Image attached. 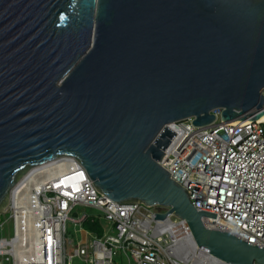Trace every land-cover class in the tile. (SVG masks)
<instances>
[{"label":"water","instance_id":"1","mask_svg":"<svg viewBox=\"0 0 264 264\" xmlns=\"http://www.w3.org/2000/svg\"><path fill=\"white\" fill-rule=\"evenodd\" d=\"M263 91L264 0H0V215L29 169L73 157L109 200L168 208L154 219L185 221L201 252L264 264L158 164L169 125L257 121Z\"/></svg>","mask_w":264,"mask_h":264},{"label":"built area","instance_id":"2","mask_svg":"<svg viewBox=\"0 0 264 264\" xmlns=\"http://www.w3.org/2000/svg\"><path fill=\"white\" fill-rule=\"evenodd\" d=\"M212 114L215 121L206 128L193 126L194 118L169 125L176 135L158 164L189 193L198 212L216 215L202 218L207 228L264 249V116L223 124L221 110ZM77 208L98 215L72 218ZM167 212L109 200L75 158L59 157L29 169L12 188L0 215V259L9 264H72L75 258L84 264H225L197 248L185 221L173 214L154 219ZM98 217L107 224L102 237L83 228L85 220ZM68 222L79 226L72 255L66 249ZM5 227L11 229L8 237L2 235Z\"/></svg>","mask_w":264,"mask_h":264},{"label":"rangeland","instance_id":"3","mask_svg":"<svg viewBox=\"0 0 264 264\" xmlns=\"http://www.w3.org/2000/svg\"><path fill=\"white\" fill-rule=\"evenodd\" d=\"M84 214H88L91 217H97L98 212L96 210L90 209V208H77V210L75 211V215H73L72 218L77 219V218H80ZM95 221L98 223L99 232H98V234H97V232H96V234L92 232V234H95L98 237H102L103 232L105 231V229L107 227V224L102 218H99V217ZM78 227H79L78 225H74L72 222L67 223V235H66L67 246H66V249H67L68 255L74 254V250L77 248V242L80 239V237L77 236V233H76V230L78 229ZM84 231L91 233L86 228H84ZM2 235L4 237L10 236L11 235V229L9 230V233H8V230L5 227ZM71 241L73 242L72 244L69 243ZM119 261H120V259H119ZM0 264H9V263L5 260V258H1ZM72 264H84V263L80 259L75 258L73 260ZM118 264H122V262H120Z\"/></svg>","mask_w":264,"mask_h":264},{"label":"trees","instance_id":"4","mask_svg":"<svg viewBox=\"0 0 264 264\" xmlns=\"http://www.w3.org/2000/svg\"><path fill=\"white\" fill-rule=\"evenodd\" d=\"M83 228H86L88 231L93 232L96 234H98L99 230H98V223L95 220H85L83 222Z\"/></svg>","mask_w":264,"mask_h":264}]
</instances>
